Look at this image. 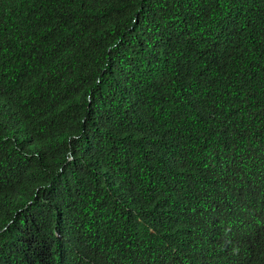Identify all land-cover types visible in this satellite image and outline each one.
Segmentation results:
<instances>
[{"label": "trees", "instance_id": "16d2710c", "mask_svg": "<svg viewBox=\"0 0 264 264\" xmlns=\"http://www.w3.org/2000/svg\"><path fill=\"white\" fill-rule=\"evenodd\" d=\"M0 264H264V0H0Z\"/></svg>", "mask_w": 264, "mask_h": 264}]
</instances>
